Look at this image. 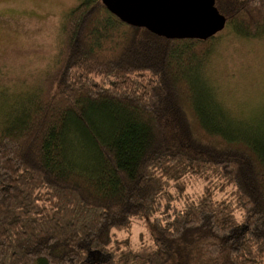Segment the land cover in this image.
<instances>
[{
    "label": "trees",
    "instance_id": "1",
    "mask_svg": "<svg viewBox=\"0 0 264 264\" xmlns=\"http://www.w3.org/2000/svg\"><path fill=\"white\" fill-rule=\"evenodd\" d=\"M214 2L227 35L264 38V0ZM221 37L163 38L101 0L63 17L33 98L0 106V264H264V125L212 84Z\"/></svg>",
    "mask_w": 264,
    "mask_h": 264
},
{
    "label": "rangeland",
    "instance_id": "2",
    "mask_svg": "<svg viewBox=\"0 0 264 264\" xmlns=\"http://www.w3.org/2000/svg\"><path fill=\"white\" fill-rule=\"evenodd\" d=\"M79 1L0 0V106L19 96L24 105L33 98L58 55L63 17ZM227 34L219 32L220 44L207 73L232 118L264 125V38L239 40ZM198 190L195 184L190 188L192 193ZM131 231L133 241L139 232L145 233L137 225Z\"/></svg>",
    "mask_w": 264,
    "mask_h": 264
},
{
    "label": "water",
    "instance_id": "3",
    "mask_svg": "<svg viewBox=\"0 0 264 264\" xmlns=\"http://www.w3.org/2000/svg\"><path fill=\"white\" fill-rule=\"evenodd\" d=\"M121 22L167 39L204 41L225 28L214 0H101Z\"/></svg>",
    "mask_w": 264,
    "mask_h": 264
},
{
    "label": "clouds",
    "instance_id": "4",
    "mask_svg": "<svg viewBox=\"0 0 264 264\" xmlns=\"http://www.w3.org/2000/svg\"><path fill=\"white\" fill-rule=\"evenodd\" d=\"M241 215H242L241 213H238V214H237V221H238V222H240V217H241Z\"/></svg>",
    "mask_w": 264,
    "mask_h": 264
}]
</instances>
